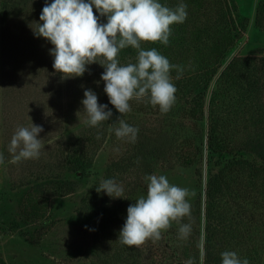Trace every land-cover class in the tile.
I'll return each mask as SVG.
<instances>
[{
	"label": "rangeland",
	"instance_id": "374dc122",
	"mask_svg": "<svg viewBox=\"0 0 264 264\" xmlns=\"http://www.w3.org/2000/svg\"><path fill=\"white\" fill-rule=\"evenodd\" d=\"M227 1L233 45L222 57L209 52L215 69L209 80L171 76L177 91L167 112L145 96L131 100V110L121 114L104 92L105 69L98 62L82 77L65 78L53 68V45L33 30L46 0H0V264H207L209 225L216 227L212 264H221L224 251L248 259L253 252L238 235L244 224L233 227L227 219L220 225L216 214H207L209 178L232 158L209 150L213 120L229 138L242 141L240 153L264 159V0ZM136 57L119 61L135 63ZM86 88L113 112L98 126H89L83 111ZM213 108L218 115L211 119ZM120 119L139 129L135 140L115 135ZM33 123L43 128L41 153L16 160L8 151L12 136ZM77 146L93 158L78 172L69 169L70 150ZM151 174L187 188L191 211L171 221L159 239L129 247L118 240L119 231L129 205L147 194ZM109 178L122 185L123 198L96 190ZM61 181L75 182L74 189L61 191ZM211 205L215 211L222 203ZM182 224L191 225L184 238ZM255 233L264 239V217ZM257 253V264H264V245Z\"/></svg>",
	"mask_w": 264,
	"mask_h": 264
},
{
	"label": "clouds",
	"instance_id": "9594fccd",
	"mask_svg": "<svg viewBox=\"0 0 264 264\" xmlns=\"http://www.w3.org/2000/svg\"><path fill=\"white\" fill-rule=\"evenodd\" d=\"M187 7L183 0L175 8L163 5L160 0H46L38 27L32 28L37 38L43 37L53 45L49 49L54 57L53 68L65 78L82 77L87 66L93 63L103 66L104 92L119 113L129 112L130 101L145 96L152 106L167 112L175 102L177 91L170 71L177 69L179 78L182 68L171 64L156 48L144 49L141 42L159 41L167 45L171 26L186 20ZM100 17H106L107 22L101 23ZM129 46L137 50L136 62L121 64L118 54ZM81 103L89 126H98L113 116L109 105L100 104L92 89L84 90ZM42 131L43 128L34 123L30 128L19 127L8 151L16 160L38 158ZM114 131L118 138L132 140L139 133L138 128L123 119ZM145 180L147 194L129 205L125 223L119 231L118 240L129 247L139 246L150 238L159 239L161 230L171 221L191 211L187 188L171 184L165 175L151 174ZM96 190L113 198H123L124 188L114 178L102 181ZM190 232V224H182L179 228L181 238ZM220 255L221 264H249L234 251H224Z\"/></svg>",
	"mask_w": 264,
	"mask_h": 264
},
{
	"label": "trees",
	"instance_id": "16d2710c",
	"mask_svg": "<svg viewBox=\"0 0 264 264\" xmlns=\"http://www.w3.org/2000/svg\"><path fill=\"white\" fill-rule=\"evenodd\" d=\"M160 2L169 8H175L181 0H160ZM183 2L188 6L187 18L183 23H175L171 26L169 43L164 45L159 41H142L141 47L146 50L156 48L171 64L180 66L182 72L179 73V77L182 75L194 77L198 74L207 82L211 73L215 71L213 63L209 62V52L212 51L216 56L222 57L233 45L232 28L229 23L231 9L227 0H183ZM204 19L210 21L208 25H205ZM256 22L260 23L258 19ZM101 23H104L102 18ZM206 39L209 40L208 43ZM200 49L205 51V54ZM136 55L137 50L129 46L119 52L118 59L124 61ZM170 76H175L176 80L177 69H172ZM218 94L220 95V91ZM212 100L220 101V98L215 97ZM217 115L218 112L214 108L210 110L211 119ZM103 135L104 137L101 138L104 141L106 135ZM228 135L221 129L220 124L213 120L208 133L209 150L220 155L232 154V158L226 161L218 173L211 174L209 178L206 190L208 219L212 218L214 213L220 225L231 223L236 227L243 223L244 228L238 234L240 242H244L242 243L244 246L247 244L253 252L247 259L249 264H257V250L260 245H264V239L257 238L255 233L264 217V159L260 162L245 156V153H240L243 150L242 141L229 138ZM101 142L102 140L97 141L96 148L101 146ZM92 159L87 158L80 146L73 147L70 150L69 169L78 172L88 168ZM74 183L61 181L59 189L71 192ZM217 200L222 203L219 206L221 209L213 211L211 204ZM227 219L229 223L226 222ZM207 232L209 249L206 259L207 264H212L216 258L214 256L213 260L210 245L213 247L216 227L212 228L209 225Z\"/></svg>",
	"mask_w": 264,
	"mask_h": 264
}]
</instances>
